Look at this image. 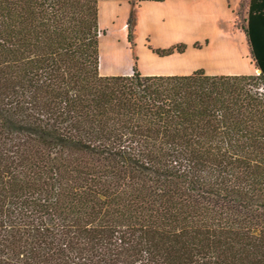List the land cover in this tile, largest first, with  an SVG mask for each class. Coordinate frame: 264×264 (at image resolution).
Listing matches in <instances>:
<instances>
[{"label": "trees", "instance_id": "obj_1", "mask_svg": "<svg viewBox=\"0 0 264 264\" xmlns=\"http://www.w3.org/2000/svg\"><path fill=\"white\" fill-rule=\"evenodd\" d=\"M100 1L0 0V264H264V0L217 76H101Z\"/></svg>", "mask_w": 264, "mask_h": 264}, {"label": "crops", "instance_id": "obj_2", "mask_svg": "<svg viewBox=\"0 0 264 264\" xmlns=\"http://www.w3.org/2000/svg\"><path fill=\"white\" fill-rule=\"evenodd\" d=\"M240 0H164L163 2H145L135 9L137 14L135 31V54L138 57V71L142 76H188L202 69L206 75H235L224 73L217 68L221 58L226 57L227 50L233 45L230 34L233 30L232 10ZM124 7L127 14L131 6L124 0L100 1L98 3V26L105 22L103 11ZM165 17V18H164ZM168 18V19H166ZM166 19V20H164ZM229 24L222 30L219 20ZM122 29L125 25H122ZM226 31V32H225ZM123 35L127 32L122 31ZM126 42H127V36ZM183 43V53H173L161 57L153 50H164ZM199 43L201 48H195ZM100 44V43H99ZM128 45V42L127 44ZM101 52V45H99ZM104 53L108 52L102 49ZM112 53V52H111ZM99 56L101 57L100 53ZM99 57V74L101 76H131L132 56L130 51L126 63L122 64L112 53V64L101 66ZM211 63V64H210Z\"/></svg>", "mask_w": 264, "mask_h": 264}, {"label": "rangeland", "instance_id": "obj_3", "mask_svg": "<svg viewBox=\"0 0 264 264\" xmlns=\"http://www.w3.org/2000/svg\"><path fill=\"white\" fill-rule=\"evenodd\" d=\"M247 4H248V0H240L237 7L232 10L233 12L232 32L228 30L230 29L229 24L224 23L223 19L219 20V23L223 25L222 30L226 29L227 33L230 32L234 40L232 44L233 46L229 50L226 51L227 56L221 58L222 61L218 62L217 64V68L224 73L229 72L235 75H256L257 74L254 64L251 60L250 51H249V47L246 41V37L242 31V27L245 25ZM130 11L127 14V11L124 7H121L118 9L116 8L115 10H106L105 12L103 11L102 16L104 17L105 22L107 23L104 24V22L102 21L100 22L101 29L99 30L103 31L104 35L99 36L100 44L98 43V45L102 46L101 52L99 51L101 57L100 56L99 57L100 59H102L104 66H110L112 64L111 63L112 53L116 54L117 58L122 64L126 63V57H128V53L130 51V54L132 56V64L134 65L135 63L137 66V70H138V57L135 54L136 47L135 46H133V48L130 47L129 43L128 45H126L127 42H126L125 37L127 35L124 36L123 33H121L122 31H124V32H127L126 34H128V29H127L126 24L129 18ZM136 22H137V14L135 13V26H134V31H133V36H134L133 44L134 45H135ZM122 25H125L124 29L121 28ZM114 39L117 42H115ZM112 43H114L115 45H118V47L116 49L108 50L109 44L112 45ZM180 44H183V43H180ZM195 44L198 45L195 48H201V45L199 43H195ZM102 49H105L108 52L104 53ZM134 58L136 60H134Z\"/></svg>", "mask_w": 264, "mask_h": 264}, {"label": "bare ground", "instance_id": "obj_4", "mask_svg": "<svg viewBox=\"0 0 264 264\" xmlns=\"http://www.w3.org/2000/svg\"><path fill=\"white\" fill-rule=\"evenodd\" d=\"M116 39V38H115ZM114 39V40H115ZM115 42H117L116 40H115ZM102 47V46H101ZM118 47V45H115L114 43H112V45H110L109 44V46H108V50H112V49H116ZM101 66L103 67L104 65H103V61H102V59H101ZM225 62V61H224Z\"/></svg>", "mask_w": 264, "mask_h": 264}, {"label": "water", "instance_id": "obj_5", "mask_svg": "<svg viewBox=\"0 0 264 264\" xmlns=\"http://www.w3.org/2000/svg\"><path fill=\"white\" fill-rule=\"evenodd\" d=\"M257 75L260 73V71L256 70Z\"/></svg>", "mask_w": 264, "mask_h": 264}]
</instances>
